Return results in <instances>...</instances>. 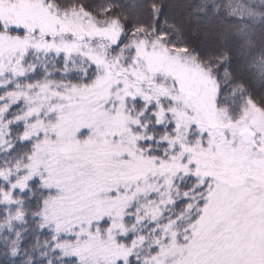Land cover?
<instances>
[{"label":"snow or ice","instance_id":"obj_1","mask_svg":"<svg viewBox=\"0 0 264 264\" xmlns=\"http://www.w3.org/2000/svg\"><path fill=\"white\" fill-rule=\"evenodd\" d=\"M165 7L0 0V264H264V0Z\"/></svg>","mask_w":264,"mask_h":264},{"label":"trees","instance_id":"obj_2","mask_svg":"<svg viewBox=\"0 0 264 264\" xmlns=\"http://www.w3.org/2000/svg\"><path fill=\"white\" fill-rule=\"evenodd\" d=\"M93 2H95V0H93ZM194 2H196V0H163V3L166 5L165 12L170 16L181 19L184 18L189 11L187 5L189 3H194ZM190 38L193 40L194 43L197 44L205 42L210 39V37L205 34V31L203 29L195 31ZM260 94H261L260 91L257 90V94H256L257 99H259ZM2 259L3 258L0 257V260Z\"/></svg>","mask_w":264,"mask_h":264}]
</instances>
